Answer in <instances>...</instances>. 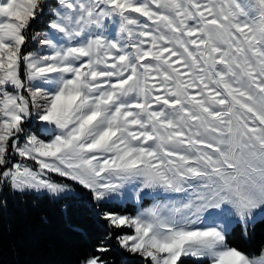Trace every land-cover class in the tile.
Listing matches in <instances>:
<instances>
[{"label":"snow or ice","instance_id":"6c2138e0","mask_svg":"<svg viewBox=\"0 0 264 264\" xmlns=\"http://www.w3.org/2000/svg\"><path fill=\"white\" fill-rule=\"evenodd\" d=\"M5 192L89 212L76 264H264L229 239L264 222V0H0Z\"/></svg>","mask_w":264,"mask_h":264},{"label":"trees","instance_id":"16d2710c","mask_svg":"<svg viewBox=\"0 0 264 264\" xmlns=\"http://www.w3.org/2000/svg\"><path fill=\"white\" fill-rule=\"evenodd\" d=\"M4 195L7 207L0 209V264H76L84 248L100 234L99 225L76 200ZM124 207L135 211L133 204ZM229 239L245 251H254L264 243V222L251 229L249 238L242 237L237 228ZM114 258L117 264H136L129 256Z\"/></svg>","mask_w":264,"mask_h":264},{"label":"rangeland","instance_id":"374dc122","mask_svg":"<svg viewBox=\"0 0 264 264\" xmlns=\"http://www.w3.org/2000/svg\"><path fill=\"white\" fill-rule=\"evenodd\" d=\"M29 50H32V49H29ZM27 163H32L31 161H27ZM130 204H133L134 206H135V210H136V204H134V203H130ZM151 204H152V200L151 199H149V198H146L145 200H144V202H143V206L144 207H149V206H151ZM125 206V205H124Z\"/></svg>","mask_w":264,"mask_h":264}]
</instances>
